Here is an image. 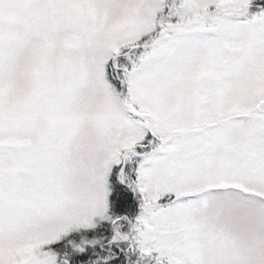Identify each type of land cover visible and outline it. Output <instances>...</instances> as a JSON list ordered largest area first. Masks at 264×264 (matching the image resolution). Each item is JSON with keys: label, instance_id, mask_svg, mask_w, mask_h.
Returning a JSON list of instances; mask_svg holds the SVG:
<instances>
[{"label": "snow or ice", "instance_id": "snow-or-ice-1", "mask_svg": "<svg viewBox=\"0 0 264 264\" xmlns=\"http://www.w3.org/2000/svg\"><path fill=\"white\" fill-rule=\"evenodd\" d=\"M0 264H264V0H0Z\"/></svg>", "mask_w": 264, "mask_h": 264}]
</instances>
